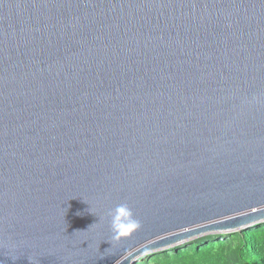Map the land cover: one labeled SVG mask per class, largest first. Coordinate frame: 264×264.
Here are the masks:
<instances>
[{"label":"water","instance_id":"1","mask_svg":"<svg viewBox=\"0 0 264 264\" xmlns=\"http://www.w3.org/2000/svg\"><path fill=\"white\" fill-rule=\"evenodd\" d=\"M120 203L140 227L117 242ZM261 223L264 0H0V264Z\"/></svg>","mask_w":264,"mask_h":264},{"label":"trees","instance_id":"2","mask_svg":"<svg viewBox=\"0 0 264 264\" xmlns=\"http://www.w3.org/2000/svg\"><path fill=\"white\" fill-rule=\"evenodd\" d=\"M264 223L236 231L232 238V250L241 264H264ZM224 243L215 242L206 249L181 251L175 249L173 264H223ZM168 263V261H167Z\"/></svg>","mask_w":264,"mask_h":264},{"label":"rangeland","instance_id":"3","mask_svg":"<svg viewBox=\"0 0 264 264\" xmlns=\"http://www.w3.org/2000/svg\"><path fill=\"white\" fill-rule=\"evenodd\" d=\"M264 230V226L261 228ZM235 232L232 233H214L202 235L192 240H189L173 249H167L160 252L139 256L133 264H173V255L175 249H181V251H196L198 249H206L215 242L224 243L227 246L224 248L221 262L223 264H241L232 250V238L236 237ZM168 261V263H167Z\"/></svg>","mask_w":264,"mask_h":264},{"label":"clouds","instance_id":"4","mask_svg":"<svg viewBox=\"0 0 264 264\" xmlns=\"http://www.w3.org/2000/svg\"><path fill=\"white\" fill-rule=\"evenodd\" d=\"M112 239L119 242L139 229L140 222L134 217L131 208L126 203H120L108 210Z\"/></svg>","mask_w":264,"mask_h":264}]
</instances>
